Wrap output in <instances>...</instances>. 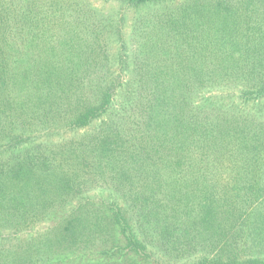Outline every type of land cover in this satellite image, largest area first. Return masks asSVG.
Masks as SVG:
<instances>
[{"label": "trees", "instance_id": "obj_1", "mask_svg": "<svg viewBox=\"0 0 264 264\" xmlns=\"http://www.w3.org/2000/svg\"><path fill=\"white\" fill-rule=\"evenodd\" d=\"M0 264H264V0H0Z\"/></svg>", "mask_w": 264, "mask_h": 264}]
</instances>
